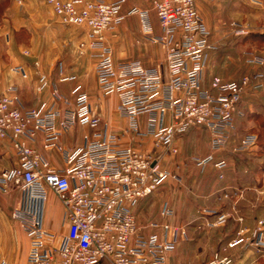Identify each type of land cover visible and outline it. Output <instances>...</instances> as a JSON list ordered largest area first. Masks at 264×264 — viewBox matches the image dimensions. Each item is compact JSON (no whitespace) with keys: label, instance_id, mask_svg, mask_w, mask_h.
<instances>
[{"label":"built area","instance_id":"obj_1","mask_svg":"<svg viewBox=\"0 0 264 264\" xmlns=\"http://www.w3.org/2000/svg\"><path fill=\"white\" fill-rule=\"evenodd\" d=\"M127 1L46 0V4L62 24L88 29L87 39L79 48L82 53L93 52L99 89L104 96L118 97V111L128 121V132L140 138L152 137L156 148L177 153L173 147L177 136L194 127H205L211 133L212 150H222L228 132L235 127L242 95L248 88H263L264 75H246L232 82L216 78L211 90L204 89L202 76L208 56L217 48L209 41L211 32L195 0H152L162 32L157 37H152L149 11L133 8L127 15L122 14ZM132 15L139 16L145 40L165 49L168 80L160 70L146 68L140 61L114 60L105 34L114 32ZM232 27L237 36L247 34L237 23ZM247 62L263 66L264 57L249 53ZM13 71L27 78L22 67ZM16 91L15 87L8 89L9 94ZM73 93L74 108L64 100L67 109L63 111L54 106L61 101L56 90L50 106L33 110L17 107V97H0V140H11L18 159L17 167L0 172V189L15 188L25 195L24 205L13 213V218L21 222L30 239L28 264H166L168 254L181 240L188 239L187 231L166 224L163 235L143 236L133 209L157 192L171 173L162 170L151 155L122 146L117 135L97 131L101 120L92 113L90 97L80 87ZM141 117L147 118L145 130L141 128ZM77 125L94 132L85 137L82 147L64 151L62 170L54 169L29 145L43 134L46 150L62 151V135ZM256 143V136H247L236 152L248 151ZM196 163L202 168L209 163L218 170L226 168V163L215 162L213 155ZM48 190L63 204L68 225L65 234L49 231L43 225ZM203 213L215 218L206 221L208 228L226 224L225 214ZM162 215L170 217L173 211L168 208ZM263 224L259 222L261 226L255 232L259 246L263 245ZM244 233L241 230L226 250L242 245ZM232 263L230 257L216 253L206 264Z\"/></svg>","mask_w":264,"mask_h":264},{"label":"crops","instance_id":"obj_2","mask_svg":"<svg viewBox=\"0 0 264 264\" xmlns=\"http://www.w3.org/2000/svg\"><path fill=\"white\" fill-rule=\"evenodd\" d=\"M231 1L195 0L196 9L211 32L209 41L217 48L209 53L202 76V87L207 90L212 89L216 78L232 82L246 75H264V65L247 62L249 53L264 57V50L258 47L262 45L264 36V19L258 29L252 24L239 23L245 26L247 34L237 36L232 27L235 21L230 18ZM31 5L30 9L3 12L0 23V97L8 95V89L15 87L16 93L9 95L18 98L17 107L33 110L50 106L56 90L61 101L55 102L54 106L63 111L67 109L64 100L74 108L73 92L80 87L90 97L93 115L101 120L97 131L117 135L122 146L151 155L162 170L171 173L172 177L157 192L141 200L133 209L143 236L163 235L162 227L166 224L187 231L188 239L181 240L174 252L168 254L166 264H202L217 249L225 256H233L237 248L225 251L236 235V232L230 234L232 226H238L234 231H246L247 236L256 230L258 220L256 213H243L248 207H256L263 192L260 179L264 177V156L260 154L258 144L264 133V87L246 89L235 114V127L228 132L229 139L222 150H212L211 133L205 127H194L177 136L173 144L177 153L156 148L152 137L140 138L128 132V121L118 111V97L101 93L95 71L97 60L92 51L82 53L79 48L87 39L88 29L62 24L46 4ZM133 8L150 12L152 37L162 34L152 10V0H128L122 14L127 15ZM105 36L116 62L140 61L146 68L160 70L164 80H168L166 51L162 46L145 40L138 15L127 16L114 32ZM234 36L237 41L232 39ZM16 67H22L27 78L15 73L13 69ZM140 124L145 130L147 118L141 117ZM93 132V129L80 125L65 132L59 141L62 151L46 150L43 134L29 145L54 169L62 170L65 167L64 151L82 147L85 137ZM250 135L257 136L258 143L248 151L236 152ZM210 155L214 156L215 162L224 161L226 168L218 170L214 163L203 168L197 165V160ZM17 166L18 159L11 140H0V172ZM24 203L25 195L20 190L0 189V252H19L22 254V258L17 259L19 264H28L30 239L21 222L13 218V213ZM168 208L173 215L165 217L162 213ZM204 211L228 215V227L207 228L206 221H214L215 218L205 216ZM64 217L62 202L52 190H48L43 210L45 229L65 234L68 225ZM204 239L206 248H203ZM241 252L234 264H256L254 252Z\"/></svg>","mask_w":264,"mask_h":264},{"label":"rangeland","instance_id":"obj_3","mask_svg":"<svg viewBox=\"0 0 264 264\" xmlns=\"http://www.w3.org/2000/svg\"><path fill=\"white\" fill-rule=\"evenodd\" d=\"M35 3H43V4H46V0H0V23H1V19H2V16H3V12H9V10L13 11V10H18V9H27L29 8L30 9V4L31 7L33 6V4ZM47 5V4H46ZM231 20H234L235 22L234 23H242V24H252V26L254 25L255 29L259 28L262 23H261V20L264 19V14L262 13V11L264 10V0H254V1H250V0H232L231 1ZM253 21V22H251ZM251 22V23H250ZM242 24H239L243 27H245L244 25ZM249 26V25H248ZM251 30V28L249 27V31ZM233 40L237 41L238 38L237 37H233L232 38ZM258 47L260 48V50H264V45H258ZM264 134V133H263ZM264 136V135H263ZM257 138V136H256ZM260 142L258 144V147H259V152L260 154H262V156H264V146L262 145V140L263 138L260 137ZM257 143H258V138H257ZM264 159V158H263ZM263 168H264V162H263ZM264 171V170H263ZM261 189L263 190L262 193H260L259 196L260 197V200L259 202L256 204V207L254 209L252 208H246V213H243L244 215H250V214H254L256 213V219L257 222H256V230L261 226L259 225V222L261 221H264V177H261ZM226 218H227V221H226V224H225V228L228 227L227 225V222H228V218L229 216L226 215ZM54 221V220H53ZM207 227V226H206ZM238 226H232V229H230V234H235L233 232H236V235L234 236L233 239H235L237 236H238V233L240 232H237V231H234L236 230ZM208 228V227H207ZM218 228V227H216ZM214 228V229H216ZM222 228V226L220 227ZM210 229H213V228H210ZM256 230H254L251 235H247L246 236V231L244 233V240L245 242L236 247L237 248V252H235V254L233 256H225L223 255L224 252H221L219 251V249L215 250V252H212V257L207 261V262H204L202 264H206L208 263L212 258L213 256L216 254V253H219L221 257H230L232 260H233V263L235 262V260L237 259V256L242 253L241 251H246V252H254V256L256 257V264H264V236H263V245L259 246L257 245L256 243L258 242L255 237V232ZM262 231L264 232V224L262 226ZM231 240V241H232ZM230 241V242H231ZM204 247L203 248H206V239H204ZM233 250H235V248H233ZM226 251V249H225ZM22 258V254H20L19 252L17 253H14V252H0V263L2 261H7L8 263H12V264H19L17 262V259H20ZM254 260V257L252 259V261Z\"/></svg>","mask_w":264,"mask_h":264},{"label":"trees","instance_id":"obj_4","mask_svg":"<svg viewBox=\"0 0 264 264\" xmlns=\"http://www.w3.org/2000/svg\"><path fill=\"white\" fill-rule=\"evenodd\" d=\"M262 45H264V36L262 37ZM264 134H262V136H261V138H263V140H262V145L264 146V136H263ZM261 140V139H260Z\"/></svg>","mask_w":264,"mask_h":264}]
</instances>
